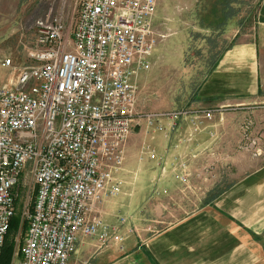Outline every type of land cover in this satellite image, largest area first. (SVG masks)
<instances>
[{
    "label": "built area",
    "instance_id": "1",
    "mask_svg": "<svg viewBox=\"0 0 264 264\" xmlns=\"http://www.w3.org/2000/svg\"><path fill=\"white\" fill-rule=\"evenodd\" d=\"M156 3L75 0L69 22L63 6L34 22L25 65L2 61L13 77L0 86V254L18 188L32 194L21 213L25 235L14 264H70L82 238L121 244L129 218L108 224L102 208L121 192L117 177L137 119L146 131L175 132L189 152L200 126L212 121L214 111L206 108L138 116L137 78L149 70L159 37ZM257 144L250 148L259 156ZM146 158H155L148 148L139 162ZM173 167L185 184L190 163Z\"/></svg>",
    "mask_w": 264,
    "mask_h": 264
},
{
    "label": "rangeland",
    "instance_id": "2",
    "mask_svg": "<svg viewBox=\"0 0 264 264\" xmlns=\"http://www.w3.org/2000/svg\"><path fill=\"white\" fill-rule=\"evenodd\" d=\"M258 1L194 0L192 3L190 0H157L153 27L159 37L150 57V68L137 85L138 116L172 113L182 109L190 112L205 109L196 99L198 88L232 45L235 31L243 33L252 26ZM60 6H63L64 19L69 22L75 0H20L17 6H0V86L2 74L12 73L11 69L1 66L2 61L11 60V66L14 67L25 65L27 52L33 46L34 22L55 15ZM206 108L214 111V117L211 122L200 126L190 143L194 153L174 143L175 132L146 131L142 124L143 118L137 119V125L127 139L126 145L129 142L130 148L126 153L125 145L124 163L117 178L122 182L121 174L128 166L133 177L139 179L140 170L148 166L152 170L146 178H162L173 184L160 187L153 183L151 199L154 197L157 200L160 195L170 199L168 202L153 200L147 203L152 207L143 216H126L121 190L119 196L107 200L103 205V218L108 224L113 225V216L120 215L133 220L138 235L146 227L148 233H153L173 224L206 202L209 191L223 175L222 172L218 175V168L226 158L225 154L219 152L220 143L228 133L224 128L223 116L239 112V108L233 105L220 104L218 107ZM260 133L254 120L249 115L244 117L237 128L238 147L251 149L252 141L259 144ZM199 147L200 153H197ZM146 148L154 152L155 158L139 162L141 151ZM178 160L190 163L185 184L178 180V173L173 167ZM161 161L168 165L166 171L161 170ZM18 191L14 216L17 223L10 229L6 239V245L12 251L9 264H14L19 258L25 235L21 213L26 200L32 197V194L27 193V186L24 189L20 186Z\"/></svg>",
    "mask_w": 264,
    "mask_h": 264
},
{
    "label": "crops",
    "instance_id": "3",
    "mask_svg": "<svg viewBox=\"0 0 264 264\" xmlns=\"http://www.w3.org/2000/svg\"><path fill=\"white\" fill-rule=\"evenodd\" d=\"M19 1L0 0V6H17ZM256 6L252 26L243 33L235 31L232 45L196 94L198 104L204 108L220 104L239 108V112L223 116L228 132L219 146V152L226 155L218 168V175L219 172L223 175L209 191L206 202L153 233H148L146 227L138 235L128 217L120 232L125 237L121 244L103 245L97 238H82L70 264L85 260L91 264H264V0H259ZM144 73L137 78V85ZM12 75L4 72L1 85L7 84ZM248 115L261 131L259 156L248 147H238V124ZM178 138L173 137L175 144H179ZM129 145L128 142L126 153ZM190 150L194 153L192 147ZM161 162V170L166 171L168 165ZM151 170L148 166L142 168L138 179L125 166L121 190L126 216L145 215L152 207L147 203L153 200L169 201L170 198L161 195L157 200L151 199L153 183L160 187L173 185L166 179L146 178ZM119 216L114 215L112 223L116 224Z\"/></svg>",
    "mask_w": 264,
    "mask_h": 264
},
{
    "label": "trees",
    "instance_id": "4",
    "mask_svg": "<svg viewBox=\"0 0 264 264\" xmlns=\"http://www.w3.org/2000/svg\"><path fill=\"white\" fill-rule=\"evenodd\" d=\"M16 223H17V220H14V217H13L11 219L8 232L10 231V229H13L16 226ZM6 239H7V235H6ZM6 239H5L1 254H0V264H9L11 260V256H12L11 247L6 245Z\"/></svg>",
    "mask_w": 264,
    "mask_h": 264
}]
</instances>
